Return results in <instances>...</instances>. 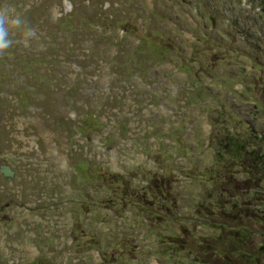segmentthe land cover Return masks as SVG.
<instances>
[{"label": "rangeland", "instance_id": "374dc122", "mask_svg": "<svg viewBox=\"0 0 264 264\" xmlns=\"http://www.w3.org/2000/svg\"><path fill=\"white\" fill-rule=\"evenodd\" d=\"M64 1L0 0V6L12 7L36 33L29 46L14 45L0 57V162L16 172L12 183L0 177V198L9 199L0 205V223L5 224L0 226V264H31L36 258L50 264H99V245L107 253L104 264H234L235 258L223 262L214 257L222 248L218 233L210 229L217 218L255 230L248 246L256 253L246 263L264 264V169L252 159L237 165L220 161L210 169L218 162L213 139L234 148L232 154L254 149L264 160V11L251 10L246 0H185L180 9L171 0H68L67 11ZM254 1L264 9V0ZM108 16L122 21L118 27L126 25L127 31ZM211 16L217 19L216 29ZM87 22L102 28L87 31L82 28ZM138 37L144 43L138 45ZM153 45L164 49L157 58ZM54 48H62L63 63L49 54ZM235 48L260 65L251 69L249 58L236 56ZM193 53L217 81L204 79L205 87L182 73L181 60ZM114 55L120 60L114 71L140 69L143 74L132 87H119L128 98L144 99L127 113L131 121L114 114L122 107L116 87L107 92L95 88ZM213 55L218 57L214 62ZM238 77L242 94L236 91ZM209 93L213 99L207 98ZM78 106L95 113L92 117L103 126L85 140L76 133L85 114ZM214 108L223 114H210ZM219 121L220 130L215 125ZM197 124L206 143L194 147L196 157L171 149L175 141L163 134L196 146ZM146 149L153 151V163L143 158ZM167 160L171 169L159 176L153 199L145 189L141 193L144 176L138 170L130 172L131 189L123 185L127 180L117 182L97 172L104 167L125 174L140 165L147 171ZM83 192L88 200L104 199V207L94 202L76 206L75 197ZM92 192L100 193L92 197ZM108 193L118 195L106 200ZM115 199L121 202H107ZM198 205L201 210L196 211ZM197 215L212 224L203 229ZM73 216L79 223L72 229ZM35 220L38 235L48 244L27 242L28 232L19 230L22 223L30 230ZM224 234L227 238L229 233ZM32 246L37 249L34 259ZM225 252H234L230 242Z\"/></svg>", "mask_w": 264, "mask_h": 264}, {"label": "clouds", "instance_id": "9594fccd", "mask_svg": "<svg viewBox=\"0 0 264 264\" xmlns=\"http://www.w3.org/2000/svg\"><path fill=\"white\" fill-rule=\"evenodd\" d=\"M15 36L19 38L14 39ZM35 38V30L21 14L7 4L0 6V57L14 45L29 46Z\"/></svg>", "mask_w": 264, "mask_h": 264}, {"label": "trees", "instance_id": "16d2710c", "mask_svg": "<svg viewBox=\"0 0 264 264\" xmlns=\"http://www.w3.org/2000/svg\"><path fill=\"white\" fill-rule=\"evenodd\" d=\"M255 160L257 162H259L261 166H264V161H258L257 159H255ZM153 195L157 196L156 194H153ZM247 236H248L247 233L244 234V232H242L239 239L231 240V242H230L231 246L234 247V252H232V254L234 253V256L230 255L229 257H231L232 259H229V258L228 259L233 261L235 258L236 261L234 262V264H248L246 262H248V261L251 262L252 256L255 255V253H256L254 248H250L248 246V239H250V237L249 236L247 237ZM262 248H264V247H262ZM217 256L223 258L224 261L226 260V258L223 257V255L220 252L218 253ZM244 257L247 258L246 261H245ZM258 258L259 257H256L257 260H258ZM218 260H220V259H218ZM228 264H230V262Z\"/></svg>", "mask_w": 264, "mask_h": 264}, {"label": "water", "instance_id": "95a60500", "mask_svg": "<svg viewBox=\"0 0 264 264\" xmlns=\"http://www.w3.org/2000/svg\"><path fill=\"white\" fill-rule=\"evenodd\" d=\"M3 173L6 175V176H9V177H11L12 175H13V173L10 171V169L9 168H5L4 170H3Z\"/></svg>", "mask_w": 264, "mask_h": 264}]
</instances>
